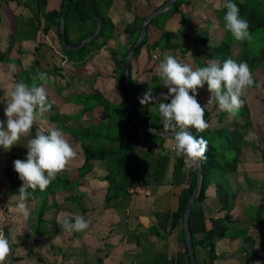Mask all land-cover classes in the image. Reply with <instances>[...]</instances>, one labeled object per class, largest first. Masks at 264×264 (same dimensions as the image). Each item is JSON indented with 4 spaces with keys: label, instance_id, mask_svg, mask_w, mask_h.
Instances as JSON below:
<instances>
[{
    "label": "crops",
    "instance_id": "1",
    "mask_svg": "<svg viewBox=\"0 0 264 264\" xmlns=\"http://www.w3.org/2000/svg\"><path fill=\"white\" fill-rule=\"evenodd\" d=\"M166 1L112 0L107 15L114 24V34L101 47H92L91 56L84 64L74 67L70 61H63L56 27L51 25L47 30L44 29V18L33 0H0V120H6L3 89L11 90L16 82H23L27 76L25 70L28 69L29 73L30 65L37 58L34 72L46 70L52 78L46 86L50 104L58 102L56 107L61 114H79L81 117L65 122L64 127L100 125L110 121V109L104 105L97 104L91 113L84 114L82 111L85 106L77 103L78 98L68 100L66 97L74 92L77 95L96 91L110 102L123 101L124 93L118 81L120 69L116 62L121 60L125 48L133 40V36L128 35L133 31L134 17L138 15L145 18ZM61 2L46 0L45 11L58 10ZM219 3L220 0H190L179 9L185 14L189 25L200 23L199 26L203 28V20L211 17L210 6ZM181 12L150 26L148 44L131 61L132 76L138 82L155 83L157 62L165 53L179 59L176 51L171 49H161L157 62L150 59V53L162 29L176 31L180 27ZM20 16L23 19L21 24ZM184 34L189 35L187 31ZM12 35L14 39L11 42ZM70 36L75 39L79 35L77 31H72ZM54 50H58V54ZM11 65H15L14 72L11 71ZM148 74H154L155 78L152 80ZM165 88L158 91L154 95L156 99L147 105L140 103L145 93L140 96L139 108L149 112L151 121L162 119L158 104L165 102L162 99V94L168 92L163 91ZM198 91L199 95L203 92L200 89ZM199 99L207 98L202 94ZM46 113L33 126L36 131L56 127L57 123L51 121ZM212 121L213 125H217L215 118ZM260 123L264 126L263 122ZM59 129L66 133L76 153L66 166L67 173L75 178L77 167L83 159L80 143L68 131ZM36 131H31V136ZM165 137L161 150L158 139L146 137L143 140L142 136L132 148L130 157L135 156L138 165L133 170L135 182L127 188L128 196L105 206L103 198L108 185L103 179L106 175L105 164L93 163L92 169L79 180V189L85 195L77 204L73 205L65 199L68 191L54 193V208L45 209L42 217L39 216L42 219V232L34 231L35 223L31 218L42 198L27 200L32 213L26 221L17 210L18 194L12 192L10 187L16 173L13 162L17 159L26 160L23 153V150L27 151L24 145L26 141L22 138L20 144L13 145L10 151L0 148V230L11 244V252L5 264H190L183 218L175 227H171V222L172 213L177 209L178 196L187 187L192 172H184L183 167L179 175H176L178 171L174 173L176 160L173 158L171 144H168L170 137ZM262 144L264 147V142ZM256 145L257 142L252 143L254 148H257ZM160 155L166 157L165 168L160 180L156 181L153 175ZM143 156L146 160L142 159ZM260 159L256 150L245 149L238 163V171H245L254 182L250 183L241 175L238 179L231 178L232 190L225 196L216 195L212 183L205 199L193 205L189 216L191 236L196 240L207 231L213 233L212 258L208 247H193L197 264H264V208L261 219L257 218L264 195V165ZM22 183L19 179L16 185L21 187ZM87 198L89 200L83 203L82 200ZM232 199V205H229ZM61 212L83 215L91 221L90 227L83 233L64 232L57 222ZM226 215L230 218L225 220ZM29 225L33 228L30 229ZM224 225L225 230L222 229ZM47 227L53 230L47 231ZM12 252L15 254L11 256ZM17 255L19 259L13 257Z\"/></svg>",
    "mask_w": 264,
    "mask_h": 264
},
{
    "label": "trees",
    "instance_id": "2",
    "mask_svg": "<svg viewBox=\"0 0 264 264\" xmlns=\"http://www.w3.org/2000/svg\"><path fill=\"white\" fill-rule=\"evenodd\" d=\"M37 6L38 12H43V18L45 21L44 29L47 30L51 25H54L57 30L58 40L61 48V54L63 61H70L74 67L84 64L91 56L92 47H101L108 42L109 38L114 34V24L108 17L107 12L112 3V0H93L97 14L102 21V27L96 37L90 40L88 43L75 48L69 49L65 47L61 41L60 33V21L59 17L61 14L63 1L61 2L58 10L45 11L46 0H33ZM190 0H176L172 7L163 12L161 15L156 16L146 27V33L143 40L136 47L130 57V76L129 86L132 90L133 100V111L134 115L149 124L154 128H163L162 119H156L151 121L149 118V112L139 108L140 96L149 89L152 88L153 96L156 95L164 86L161 85V81L157 75L154 84L150 82H138L132 76L131 61L133 58L138 57L142 47L148 44L150 37V26L156 25L157 21H163L168 16L176 12H181L179 9L183 3H188ZM234 3L240 8V15L246 18L250 25V32L252 34V41L249 43L237 42L233 39L230 32L226 31L224 25V15L226 14V8L223 7L224 0H220V3L216 6H210L211 17L204 19L205 26L202 28L199 26L200 23L189 25L184 13L181 12V25L176 31L162 29L161 36L153 42V46H159L162 50L171 49L176 51L179 56V60L183 63H189L195 69L197 67L206 66L209 62L215 61L223 63L227 58L235 59L237 62H247L254 73V79L256 83L248 90L252 91L261 85V74L264 72V0H233ZM144 16L136 15L133 20V31L128 36L131 37L130 44L125 48L120 61L116 62L119 66L120 72L118 76L119 86L124 93L123 101L120 103H113L103 97L96 91L92 93H86L84 99H79V104L85 106L84 114L91 113L93 107L97 104H102L110 109L111 119L116 118L118 122L114 125L111 121L102 122L100 125H76L74 127H64V123L71 119H80V115H65L61 114L57 110V104L52 103V107L48 112L50 114V120L57 123L56 128H63L68 131L74 139H77L80 143L81 152L83 159L81 164L77 167V176L72 178L69 173L63 171L58 174L57 178L49 185L45 191H40L38 188L33 191L28 189L31 196L29 201H34L36 198L41 197L42 205L40 210V217L44 212L45 202L48 201V195L54 196L60 190L68 191L65 199L75 205L76 200L83 198L85 195L84 191H80L81 178L85 177L86 174L92 169L93 163L101 161L104 163L106 175L103 179L108 182L106 191L104 193V205L111 204L114 200L128 196V186L135 182V175L133 170L137 169L138 163H136L135 156L130 157L132 148L139 142L141 136L143 140L145 138H152L159 140V148H163L165 136L154 135L141 130L137 124L130 118L128 113V98L127 90L124 85V62L126 54L129 48L136 41L140 29L141 23ZM215 25L219 29L218 33L212 34L210 27ZM97 27V21L93 18L91 9L89 7L88 0H69L67 12L64 21L65 37L70 44H75L83 38L91 35ZM197 29V30H195ZM76 30L78 35L77 38H71V32ZM187 31L190 35H185ZM13 35L10 36V41H13ZM189 39V40H188ZM237 43L240 47L236 55L232 54V47ZM199 47V48H198ZM10 47L8 48V50ZM37 49V48H36ZM8 53V51L6 52ZM6 56V55H3ZM6 58V57H5ZM156 61V60H155ZM158 61V59H157ZM156 61V62H157ZM37 58L34 59L30 65L31 68L29 73L26 69V77L23 78V82L31 85L29 76H35L38 72H48L41 70L34 72L35 65H37ZM55 70L57 68L55 67ZM32 72V73H31ZM31 73V75H30ZM49 75V74H48ZM50 82V81H49ZM39 83V81H37ZM203 91L197 98H201V95H206L207 99H198L200 104L203 106L207 103L210 93L205 84ZM200 91V92H201ZM247 92V93H248ZM246 93V94H247ZM262 96V95H261ZM68 100H76L71 98V95L66 97ZM262 98V97H261ZM170 99L165 101L169 103ZM55 104V105H54ZM264 112V110H263ZM113 116V117H112ZM253 115L247 105V98H245V104L240 109L236 116H230L227 112L219 109L218 104L209 105L205 110V121L208 124V128L203 132H197L194 128H190L189 131L197 138L203 136L208 141V151L206 153L207 159L202 161V178L199 185L198 194L196 196L193 205L201 203L205 197L207 189L210 184L213 183L215 187L216 195L225 196L231 192L230 179H238L241 175L244 179L250 183L254 182L250 179L247 173L238 171V163L245 149H254L260 155V161L264 165V126L258 124L257 120H252ZM215 118L217 123L213 125L212 121ZM110 119V120H111ZM159 120V121H158ZM255 123V124H253ZM249 130L255 132V136L249 140H245L244 136ZM32 131H36L33 127ZM47 134L48 130L44 131ZM253 142H257L256 147L252 146ZM117 143V145L115 144ZM23 153L27 157V151L23 150ZM166 157L160 155L158 158L155 173V180L159 181L163 175L165 168ZM175 170L176 175L180 174V170L184 167L183 158H175ZM192 178L189 179L187 187L183 188L178 196L177 209L172 213L171 227H175L178 223H181L183 218V211L186 206L188 199L195 187L196 181V168L191 170ZM133 174V176H132ZM19 181L18 173H15V179L10 183L12 192L19 194L18 185ZM78 187V188H77ZM47 192V193H46ZM44 196V197H43ZM230 200L229 205H232ZM77 204V203H76ZM231 207V206H230ZM264 208V195L262 202L260 203L258 210V220L261 219L262 209ZM83 211V209H81ZM32 213V211H31ZM33 215V213H32ZM38 219L37 227L34 229L35 232H42V219ZM230 218L229 215L225 216V220ZM225 225L222 227L225 230ZM193 247L204 246L208 247L210 258L213 257V233L207 231L200 238L194 239L192 237ZM186 252V251H185ZM15 252H12L11 256ZM10 256V257H11ZM15 259H19L20 256H13ZM210 264V263H207Z\"/></svg>",
    "mask_w": 264,
    "mask_h": 264
},
{
    "label": "clouds",
    "instance_id": "3",
    "mask_svg": "<svg viewBox=\"0 0 264 264\" xmlns=\"http://www.w3.org/2000/svg\"><path fill=\"white\" fill-rule=\"evenodd\" d=\"M223 7L227 10L223 17L226 31L235 41L250 43L253 39L250 25L240 15L238 5L233 0H224ZM154 58L159 59L156 55ZM11 71H15V65H11ZM156 73L161 85L168 89L166 94H162V99H170V103L158 104L163 128L172 134L168 144H171L173 158H183L182 170L189 172L207 159L208 151V141L203 136L197 138L189 129L203 132L208 128L205 110L214 103L230 116H236L245 104L247 91L256 83L254 73L247 62H237L232 58L225 59L222 64L212 61L194 69L191 64L183 63L167 53L159 60ZM51 79L46 72H38L33 76L31 85L16 82L11 90L3 89L6 120H0V148L10 151L13 145L20 144L22 138L26 141V160L13 162L14 170L23 182L17 197V210L26 221L31 216L26 203L31 196L28 189L45 191L76 155L66 133L59 128L51 127L47 134L38 129L31 136L39 117L52 107L46 87ZM205 84L210 97L202 106L197 96L198 90L203 89ZM155 99L149 87L140 103L147 105ZM150 131L154 135L158 132L157 129ZM254 136L255 132L249 130L244 139L247 141ZM57 222L64 232L70 234L83 233L91 224L83 215L67 212H61ZM10 252V241L0 230V264H5Z\"/></svg>",
    "mask_w": 264,
    "mask_h": 264
},
{
    "label": "water",
    "instance_id": "4",
    "mask_svg": "<svg viewBox=\"0 0 264 264\" xmlns=\"http://www.w3.org/2000/svg\"><path fill=\"white\" fill-rule=\"evenodd\" d=\"M175 1L176 0L166 1V3H164L161 7H159L158 9H156L155 11H153L152 13H150L149 15H147L143 19V21L141 23V29H140L139 35H138L136 41L134 42V44L129 48V50L126 54V57H125V62H124V85H125V88L127 90L128 113L130 115V118L137 124V126L141 130H143L147 133H151V134H153V132L150 130L151 129H157V128L150 126L149 124L145 123L144 121H142L141 119H139L138 117H136L134 115L132 90L129 86L130 57H131L132 53L134 52V50L136 49V47L143 40L145 33H146L147 23L151 19H153L154 17L158 16L159 14H161L162 12L166 11L171 6H173ZM68 3H69V0L63 1V6H62L61 14L59 17V21H60L59 28H60V33H61V41H62L63 45L69 49H75V48H78V47L88 43L90 40H92L94 37H96L98 35V33L100 32L101 27H102V21L97 14L93 0H88L92 16L97 21V27H96L95 31L91 35H89L88 37L83 38L82 40H80L79 42H77L75 44H70L65 37V31H64V21H65ZM157 131H158L157 132L158 135L167 136V137H170V135H172L171 133L166 132L163 128H159V129H157ZM202 172H203V168H202V162H201V164L198 167H196L195 187H194V189L191 193V196L188 199L186 206L184 208V211H183V232H184L185 244H186V249H187V254H188V257L190 260V264H197V262L195 259L192 236H191L190 227H189V216H190V212L192 210L193 204L195 202L196 196L198 194L199 185H200L201 178H202Z\"/></svg>",
    "mask_w": 264,
    "mask_h": 264
},
{
    "label": "rangeland",
    "instance_id": "5",
    "mask_svg": "<svg viewBox=\"0 0 264 264\" xmlns=\"http://www.w3.org/2000/svg\"><path fill=\"white\" fill-rule=\"evenodd\" d=\"M41 14H42V16H43V12H41ZM44 17V16H43ZM22 16H20V18H19V23L21 24V22H22ZM74 31H76V30H74ZM211 32H212V34H215V33H218V29L216 28V26L215 25H213L212 26V29H211ZM199 48V47H198ZM239 49H240V47H239V45L237 44V43H235L234 45H233V47H232V54L233 55H236L237 54V52L239 51ZM54 52L56 53V54H58L57 52H59L58 50H54ZM179 60V59H178ZM158 64H159V62H157ZM261 76V85L258 87V88H256V89H254V90H252V91H249L248 93H250V94H246V98H247V105H248V108H249V110L250 111H252L251 112V114L253 115V121L254 120H257L258 122V124H261L260 122H263V124H264V112H263V110H264V72L260 75ZM148 77L150 78L151 77V79L153 80L154 78H155V76H154V74L153 75H149L148 74ZM29 78L32 80L33 79V76L31 75V76H29ZM156 79V78H155ZM164 88V87H163ZM48 89V88H47ZM168 89H164L163 91H167ZM56 92V91H55ZM57 93V92H56ZM60 93V92H59ZM76 92H74L73 94H71V98H75V99H77V98H79V99H84V95L86 94V93H80V94H78L77 93V95L75 94ZM51 94H52V91H51ZM58 94V93H57ZM262 95V96H261ZM52 96V95H51ZM262 97V98H261ZM197 99H199V98H197ZM163 102V101H162ZM50 103V102H49ZM54 103H56V104H58V102H54ZM53 113V112H52ZM52 113H46V115L48 116V117H50V114L52 115ZM54 114V113H53ZM113 117V116H112ZM111 121V123L113 124L114 123V125L118 122V120L116 119V118H114V121H113V119H111L110 120ZM253 124H255V123H253ZM71 135V134H70ZM72 136V135H71ZM142 159H145L146 160V157L145 156H143V158ZM96 163V162H95ZM99 163H102L101 161H98L96 164H99ZM93 166H94V164H93ZM100 166H102V165H100ZM68 170V169H67ZM64 171H66V169L64 170ZM67 172V171H66ZM78 188V187H77ZM47 193V192H46ZM44 195H48V197H49V199H48V201H46L45 202V206H44V210L46 209H53L54 208V204H55V198H54V196L53 197H51V194H49V193H47V194H44ZM44 197V196H43ZM76 200V203H78V199H75ZM89 199L87 198V199H83L82 201H83V203L84 202H87ZM81 201V200H80ZM75 203V204H76ZM42 204V202H40V205ZM39 205V206H40ZM38 205H37V209L35 208V210H33V215L31 216V218L33 219V221L32 222H34L35 223V225H34V228H36L37 227V224H38V217H39V212H40V210H41V208H38L39 207ZM53 221L51 220V223H52ZM32 224V223H31ZM42 225V224H41ZM30 226V225H29ZM33 227L32 226H30V229H32ZM42 228H43V226H42ZM46 230L47 231H52L53 230V228H49V227H47L46 228Z\"/></svg>",
    "mask_w": 264,
    "mask_h": 264
},
{
    "label": "built area",
    "instance_id": "6",
    "mask_svg": "<svg viewBox=\"0 0 264 264\" xmlns=\"http://www.w3.org/2000/svg\"><path fill=\"white\" fill-rule=\"evenodd\" d=\"M157 50H159V52H157ZM161 51L162 50H161V48L159 46L153 47V49H152V51L150 53V59L153 60V61L157 60V58H154V55L160 57Z\"/></svg>",
    "mask_w": 264,
    "mask_h": 264
}]
</instances>
